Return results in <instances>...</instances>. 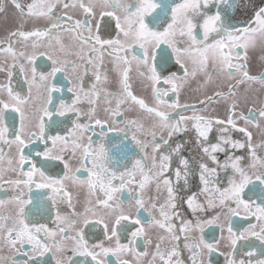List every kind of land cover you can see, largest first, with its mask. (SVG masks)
<instances>
[{"label":"snow or ice","instance_id":"1","mask_svg":"<svg viewBox=\"0 0 264 264\" xmlns=\"http://www.w3.org/2000/svg\"><path fill=\"white\" fill-rule=\"evenodd\" d=\"M6 2L17 16L14 30L8 31L5 39H0V57L3 58L0 72L7 71L8 77L7 85L0 82V94L6 90L9 98L8 102L0 99V142L9 149L15 146L18 159L6 156L0 148V186H12L17 193L7 200L0 199V264H6V261L7 264H44L40 258L46 253H51L55 264H74L73 256L76 255L91 257L95 264H107V260L100 257L107 258L109 254L117 257L116 264H143L149 253L137 251L135 245L137 238L152 230H158L159 235L147 264H157V261L159 264H201L200 255L204 250L211 253L215 245L205 241L202 235L199 241L191 235H183V249L179 241L182 234L196 230L203 232L202 224L215 223L219 211L206 222L198 218L194 223L186 219L181 210L185 203L193 216L226 209L229 220L231 216L239 215L238 210L242 207L260 222L259 231L255 230L256 224H251L237 235L229 224L231 246L235 248L241 238L255 237L264 248V203L256 204L242 195L245 188L258 182L264 197V156L257 152V149H264V140L254 145L253 133L237 123L243 120L245 125L260 129L264 136V98H261L264 90V0H174L170 5H160L155 0ZM98 8L101 9L100 19H96ZM157 9H162V14L153 16ZM169 10L170 20L162 31L150 26L160 24L161 15L167 18ZM4 11L5 0H0V12ZM77 14H80L79 18ZM147 16H152L148 22ZM104 17L115 21L114 38L111 37V24L105 22ZM101 29L109 38H105ZM161 44L171 49V56L158 52ZM41 48L45 51H40ZM49 49L52 55H47ZM73 53L77 60L84 61L85 74L89 66L94 69V82L85 91L83 77L78 76L81 83L68 89L75 98L71 104L61 100L56 114L64 117L72 113L78 121L82 113L77 105L83 97L89 104V111L83 115L90 122L74 121L65 135H46L45 117L51 124L61 123L53 119V112L48 108L53 93L62 90L58 81L54 83V78L69 67L75 70L81 66L77 60L58 57ZM45 55L51 62L50 71H38L35 61ZM105 56L110 58L107 66ZM173 58L179 67L170 71L166 65ZM9 59L12 62L5 68L4 62ZM25 64L32 65L30 78L25 77L29 86L26 97L14 92L11 86L13 69L19 66L23 74ZM254 67L258 69L255 74ZM133 74L149 92V97L135 93ZM222 84L226 91L222 90ZM254 84L259 85L255 89L260 99V107L256 110L259 121L251 108L249 116L236 111L241 98L240 87L244 86L246 96L253 91ZM110 86L116 90L110 91ZM33 88L36 95H33ZM185 90L203 94L204 98L198 104L181 103L180 97ZM209 91L211 95L207 94ZM44 92L47 103L37 109L35 103ZM101 96L108 105L103 109L104 118L97 117L95 107ZM113 100L114 108L111 106ZM214 101L225 103V118L200 111H206V106ZM10 107L20 115V128L11 134V139L9 128L4 124V110ZM126 111L133 115L127 116ZM189 111L190 115L180 114ZM29 114L38 120L35 125L26 123ZM29 127L38 131H30ZM96 127L100 128L99 139L94 140L89 135L85 143L83 134ZM214 129L216 141L211 142L210 133ZM233 130L242 133L246 140L233 139ZM189 132L195 133L194 139L190 137L184 141L183 136ZM33 139L45 145L43 152L36 153L37 157L63 162L62 177L47 175L31 156L24 154L27 143ZM229 148H246L248 156L235 155L234 151H227ZM221 153L225 156L223 161L219 159ZM73 157L87 173L86 178L79 175L80 168H71L69 158ZM246 159L250 162L245 163ZM221 172L226 177V186H221ZM5 175L16 178L5 180ZM37 176L42 182H37ZM196 177L201 185L199 192L187 195L185 199L190 178ZM69 180L74 188L87 190V203L82 213L75 211L72 193L65 184ZM33 184L37 189L50 190L48 199L53 208L57 207V196L68 204L67 215L56 212L55 229L28 221L30 212L43 211L42 194H38V200L31 195L26 197L24 188L31 193ZM124 190L131 197L127 211L122 201L116 203V194ZM249 191L255 195L252 189ZM200 196H204L203 201ZM133 207L136 213L141 210L147 213L146 223L139 215H132ZM101 208L104 217L94 223L103 226L104 241L90 246L83 232L74 231L73 225L81 216L94 215ZM105 217L111 222L110 229ZM83 223L88 225L90 221L85 218ZM129 225L134 230L129 234L128 243H121L118 233L127 231ZM69 232L73 234L70 236ZM68 241L72 242V255H66ZM113 241L114 246H105V243L112 245ZM151 243V239L145 240L146 245ZM249 247L250 251L245 254L248 259H240L238 264H264V258L253 261L256 249ZM183 251L189 253L187 258L183 257ZM20 253L25 260L15 259ZM227 255V264H237L231 252ZM121 256L131 259H121Z\"/></svg>","mask_w":264,"mask_h":264},{"label":"flooded vegetation","instance_id":"2","mask_svg":"<svg viewBox=\"0 0 264 264\" xmlns=\"http://www.w3.org/2000/svg\"><path fill=\"white\" fill-rule=\"evenodd\" d=\"M22 2L27 3L28 0H22ZM160 5H165V4H172L174 0H155ZM101 9H97V16L96 19H100L99 17V11ZM105 11H110L111 9H104ZM157 14H162V9H157L155 13L152 15L155 16ZM80 14H77V18H79ZM16 12L15 10L7 4L5 0V11L0 12V39H5L7 32L14 30L16 26ZM152 19V16H147L146 17V22L150 21ZM103 20L107 23L111 24L112 27V32H111V37H115V21L112 20L109 17H104ZM170 20V10H169V15L167 18H164L163 15H161V22L158 25H150L156 27L158 30L162 31L164 27L167 26V22ZM102 34L105 36V38H109L108 33L104 31V29H101ZM68 42V36L65 34V43ZM31 51V50H30ZM40 51H45V49L41 48ZM140 54H142V51L137 49ZM158 52H166L169 56H171V49L168 48L167 45L161 44L160 49H158ZM53 52L51 49L48 50L47 55H52ZM47 55L44 57H37L35 61V65L37 67L38 71H50V66L51 62L47 59ZM58 58L60 59H67V60H77V57L73 54L71 55H63L61 54ZM130 58V56H129ZM86 59V57H85ZM109 59L107 56H105V65L107 66L109 64ZM0 61H3V58L0 57ZM12 61L9 59L6 62H4L5 68H7V64H10ZM158 62H159V57H158ZM77 63L81 65L80 67H77L75 70L72 67H69L66 69L65 72H59L57 73L56 77L54 78V83L59 82L58 86L61 87V91L59 92H54L52 96V103L48 105V108L50 111L53 112V119L56 121H59L58 125L56 124H51L49 122V118L45 117V133L46 135H65L69 129L73 127V122H79V123H89L90 121L88 120L87 117L83 115V113L89 111V104L88 100L84 99L83 97L81 98V101L77 105L80 108L81 111V116L79 120L77 121V117L72 114V113H67L64 117H61L57 115V110L60 107V101L63 100L66 104H71L72 100L75 98V95L73 92H69V88L74 87L75 85H79L81 83V80L78 79V76L83 77V84L85 87V91H87L91 84L94 82V79L92 77V73L94 69L89 66L87 74H85V69L82 66L84 61L83 60H77ZM31 64H25V73H21L19 70V66L15 67L13 69V78L11 82V86L13 87L14 92H19L21 93L22 96H27L28 95V84L25 82V77L31 76ZM166 67L169 68L170 71H175L179 66L175 65V60L174 58L169 61V64L166 65ZM103 71V70H102ZM258 71L255 67L253 68V74H255ZM165 75L168 73L165 72ZM133 87L134 91L137 95L144 96V97H149V92H146L140 82L136 79L135 75L133 74ZM0 82H3L4 84L7 85L8 83V77H7V71L0 72ZM162 87L164 85H161ZM243 88L244 86H241L239 91L241 92V98L238 102V106L236 111L243 113L245 116H249V109H253L255 113V118L257 121L260 120L258 116V110L260 107V99L257 98L255 89L259 88V85H252L253 91H250L246 94V96L243 94ZM110 91H115L114 86L109 87ZM222 90L226 91V86L222 84ZM208 95H211V91L207 93ZM33 95H36V89L33 88ZM171 95V94H170ZM204 96L203 94L200 93H193L189 90H185L181 94V103H189V104H198V101L200 99H203ZM261 98H264V90L261 91ZM0 99H3L4 101L8 102L9 98L7 96V91L5 90L2 94H0ZM90 99H94L91 98ZM47 103V93L44 92L43 96L39 98V101L35 103V107L37 109H40L43 107V105ZM108 105L104 102L103 97L101 96L99 102L95 105L96 107V114L98 118H104L105 117V112L103 109L107 107ZM111 106L114 108L115 107V102L113 100ZM21 107H26V106H21ZM202 113L207 114V115H212L215 117H219L221 119L225 118L226 116V106L223 101H214L212 103H209L206 106V111L204 109L200 110ZM127 116L133 115V113H128L126 111L125 113ZM183 115H190L191 112H184L180 113ZM38 122L37 119L33 118L31 114H29V120L26 121V123H29L30 125H35ZM238 125L240 127H248L249 130L253 133L252 137V143L258 144L260 143L261 140H264V136L260 134V129H256L251 127V125H245L243 120H238L237 121ZM264 123V122H262ZM4 124L9 128V139L12 138V133L14 131H17L20 128V115L19 113L15 112L12 107L5 109L4 110ZM30 131H38L35 127H29ZM99 132L100 128L96 127L94 130L85 132L83 134L84 142H87V138L89 135L93 136V139H99ZM110 136L114 134H109ZM216 130L212 133H210V140L211 142L216 141ZM233 139H238L241 140L242 142L246 140L244 135L242 133H239L238 131L233 130L231 133ZM195 133L194 132H189L188 135L183 136L184 141H188L189 138L194 139ZM26 139V137H25ZM48 146L51 147V142L48 143ZM0 148H3L4 153L6 156H16L18 159L17 153H16V148L13 146L11 149H9L6 145L3 144V142H0ZM45 148V145L42 141H38L33 139L31 143H27V146L24 149V154L31 156L33 160L36 162L37 167H41L42 170L45 171V173L49 176H53L56 178H60L64 175V167H63V162L61 161H44L43 157H37L36 153L37 152H43ZM229 152H233L235 155H241L244 157L248 156V150L245 149H239V150H232V149H227ZM257 152L259 155L264 156V149H257ZM55 154V153H54ZM190 154V153H186ZM66 158L67 155H66ZM219 159L223 161L225 159L224 154H219ZM250 162L249 160H245V163ZM69 164L73 170L80 168V163L73 157L69 158ZM130 166V165H129ZM18 167V165H17ZM175 169V164H173V171ZM28 168H25V171H27ZM230 174V172H229ZM82 177L86 178L87 173L84 171L83 168H80V173ZM221 176V186H226L225 180L226 177L224 176V173H220ZM5 180L7 179H15L16 177L14 175H5ZM37 182H42L39 180V177L37 176ZM173 181L175 182V178L173 176ZM65 184L67 186V190L72 193V200H73V205L75 208L76 212L82 213L84 211L85 204L87 203V190L86 189H80V188H74L72 185V182L65 181ZM201 185L199 184L198 177L196 178H190L188 189L186 190L185 194V199L187 195H192L194 193H198ZM249 189H252L253 192H255V195L252 194V192L249 191ZM26 197L27 195H31L34 200H38L39 196L38 194L43 195L42 199V204H43V211L36 213V212H30L28 216V221L30 224H46L50 229H55L56 225L54 224V219L56 216V212L59 211L61 215H67L70 211L68 208V204L65 201H61V197L57 196V207L53 208L51 200L48 199L50 190L49 189H37L35 185L33 184L31 188V193L28 192L27 188H24ZM17 193L13 190L12 186H9L7 184H4L3 186H0V199H9L11 196L16 195ZM152 194H155V191L153 189ZM118 199L116 203H121L123 202V207L125 210H128V205L131 200L130 194L127 190H124L122 192H119L116 194ZM244 199H249L255 201L256 204H261L264 203V197H262L261 192H260V186L258 182L256 183L255 186L249 185L247 188H245L244 193L242 194ZM147 198V197H146ZM95 198L93 197V200ZM200 200H204V196H200ZM218 203V201H217ZM32 206H29L31 208ZM235 207V205H233ZM182 212L185 216L186 219L192 220L194 223L198 218H202L203 221H207L208 219H212L217 216V212L219 211V219L216 220L215 223L213 224H207L203 223V232H200L199 230L193 231L191 233H186L182 234L181 240L179 241L181 249H183V235H191L196 238L197 241H199L200 236L202 235L204 240L213 243L215 245L213 251L209 253L207 250H204L203 253L200 255L199 259L201 261V264H227V258H228V253H232L233 258L237 261V264L240 259H248V257L245 255L248 251H250V245L256 249L255 255L252 257L253 261L257 259L264 258V248L261 247L260 242L256 240L255 237H249L248 239H239L237 240L235 248H233L230 244V240L228 239L229 233L227 231L229 224H231L233 231L237 234L240 235L241 233L244 232L245 229L249 227L251 224H256L257 228L255 229L256 231H259V224L260 222L257 221L255 216H250L248 213L241 207L239 211V215H233L231 216V219L229 220L227 210H209L206 213H200L199 217L193 216L191 211L187 209L186 203L182 207ZM254 210V209H253ZM132 215H139L142 221L146 223L147 221V213L141 210L139 213H136L135 208H132ZM101 217H104V210L98 209L96 213L93 215L89 213L86 217L81 216L75 225H73L74 231H82L85 240L88 242V244L95 245L98 244L102 241H104V230L103 226L99 224H95L94 222L96 220H99ZM88 219L90 221V224L85 225L83 223L84 219ZM72 219H76L75 217H72ZM106 222H109L107 218L105 217ZM124 224H128V222H122ZM178 223V222H177ZM111 228V222H109V229ZM134 230V228L129 225L127 228V231H121L118 233L121 239V243H128V238L130 232ZM70 236L73 234V232L68 233ZM159 235L158 230H152L150 231L146 236H142L137 238L136 242V249L137 251L144 252L147 251L149 253L148 257L144 258L143 264H147V260L151 257V253L155 248V243H156V237ZM59 239V236L56 237ZM151 239L152 243L149 245L145 244V240ZM115 241H113L112 245H109L105 243V246H114ZM68 246V251L66 255H72L70 248L72 247V242L68 241L67 242ZM168 245L165 244V247ZM28 246L25 245V248ZM99 251V249H97ZM7 255V253H6ZM184 258H187L189 256V253L187 251H183L182 253ZM121 259H131L130 256H121ZM16 260L23 261L26 259V257L20 253L15 257ZM44 264H55L54 260L52 259L51 253H46L44 257L40 258ZM100 259H106L107 264H116L117 257L112 256L109 254L107 258L100 257ZM81 261L84 262V264H95L94 261H92L91 257H83V256H73V262L74 264H81ZM7 264V261H6ZM35 264V262H33ZM157 264H159V261H157ZM187 264H190V262H187Z\"/></svg>","mask_w":264,"mask_h":264}]
</instances>
